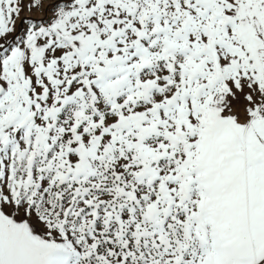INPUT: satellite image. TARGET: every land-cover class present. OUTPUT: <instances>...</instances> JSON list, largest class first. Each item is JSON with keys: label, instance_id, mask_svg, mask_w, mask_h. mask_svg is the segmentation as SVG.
<instances>
[{"label": "snow or ice", "instance_id": "obj_1", "mask_svg": "<svg viewBox=\"0 0 264 264\" xmlns=\"http://www.w3.org/2000/svg\"><path fill=\"white\" fill-rule=\"evenodd\" d=\"M0 264H264V0H0Z\"/></svg>", "mask_w": 264, "mask_h": 264}]
</instances>
